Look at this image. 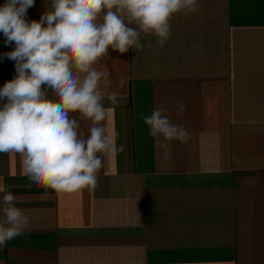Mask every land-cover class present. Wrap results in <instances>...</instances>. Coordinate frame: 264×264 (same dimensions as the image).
Wrapping results in <instances>:
<instances>
[{
    "label": "crops",
    "instance_id": "1",
    "mask_svg": "<svg viewBox=\"0 0 264 264\" xmlns=\"http://www.w3.org/2000/svg\"><path fill=\"white\" fill-rule=\"evenodd\" d=\"M46 10L34 0L26 18ZM170 25L163 47L141 34V50L109 48L94 65L109 73L105 93H120L103 101L102 123L124 146L104 158L95 189L29 187L21 157L0 153V187L30 221L0 264H264V0H198ZM161 104L190 135L167 142V159L140 119Z\"/></svg>",
    "mask_w": 264,
    "mask_h": 264
},
{
    "label": "clouds",
    "instance_id": "2",
    "mask_svg": "<svg viewBox=\"0 0 264 264\" xmlns=\"http://www.w3.org/2000/svg\"><path fill=\"white\" fill-rule=\"evenodd\" d=\"M47 10L29 21L34 0H6L0 6V33L5 44H15L4 54L15 62L16 75L0 87V153H17L29 187L42 185L57 193L97 187V172L105 157L123 152L102 123L103 101L119 104L120 93H105L109 73L94 65L108 50L123 54L141 50V34L155 36L163 47L171 36L170 19L188 16L198 0H45ZM134 25V26H130ZM125 81L120 80L119 87ZM49 91L57 98L49 99ZM179 103L177 114L186 112ZM161 104L150 115L140 113L149 135L167 142L186 143L182 124L173 123ZM81 122L89 126L88 134ZM0 247L23 235L29 217L15 206V196L0 187Z\"/></svg>",
    "mask_w": 264,
    "mask_h": 264
},
{
    "label": "built area",
    "instance_id": "3",
    "mask_svg": "<svg viewBox=\"0 0 264 264\" xmlns=\"http://www.w3.org/2000/svg\"><path fill=\"white\" fill-rule=\"evenodd\" d=\"M15 47V44H5L0 37V77L16 75L15 62L4 56L5 53L10 52Z\"/></svg>",
    "mask_w": 264,
    "mask_h": 264
},
{
    "label": "rangeland",
    "instance_id": "4",
    "mask_svg": "<svg viewBox=\"0 0 264 264\" xmlns=\"http://www.w3.org/2000/svg\"><path fill=\"white\" fill-rule=\"evenodd\" d=\"M13 79V78H12ZM2 85H4V84H2Z\"/></svg>",
    "mask_w": 264,
    "mask_h": 264
}]
</instances>
